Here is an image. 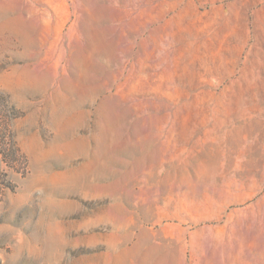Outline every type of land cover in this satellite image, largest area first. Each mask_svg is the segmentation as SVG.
Listing matches in <instances>:
<instances>
[{"label": "rangeland", "instance_id": "obj_1", "mask_svg": "<svg viewBox=\"0 0 264 264\" xmlns=\"http://www.w3.org/2000/svg\"><path fill=\"white\" fill-rule=\"evenodd\" d=\"M0 95V264H206L222 225L263 253L264 0H0Z\"/></svg>", "mask_w": 264, "mask_h": 264}, {"label": "crops", "instance_id": "obj_2", "mask_svg": "<svg viewBox=\"0 0 264 264\" xmlns=\"http://www.w3.org/2000/svg\"><path fill=\"white\" fill-rule=\"evenodd\" d=\"M217 1V0H214ZM214 13L211 16V20L213 22H218V19H222V12L224 15V9L217 7L213 10ZM220 12V16L219 15ZM224 17V16H223ZM215 22V23H216ZM224 25V23H223ZM225 45L222 43L221 49L224 50V57L228 56H237L238 53H242L244 49V44L241 41V47L239 48L238 45ZM240 49V51H239ZM233 50V51H230ZM236 50V52H234ZM236 53V54H235ZM180 230V232H187L185 228L176 227ZM203 229L208 232L206 236L201 237L202 241H200L201 245L205 244L204 255L209 258L206 264H245L246 260L254 256L263 257L264 258V250L263 253L259 252L257 248L253 246H245L243 240H239L238 236H230L224 234V231L228 229V226H204ZM189 237H181L178 238L179 240H173L172 242H166L162 244L163 253L162 256L170 257V256H179L184 257L185 255V247H190L195 249L196 248V239L198 235H193L197 233L195 231H189ZM202 236V235H201ZM204 238V241H203ZM185 241V242H184ZM179 244L180 247L177 248L175 245ZM171 244V245H170ZM173 245V246H172ZM195 255V253H194ZM195 263H199V259L195 256Z\"/></svg>", "mask_w": 264, "mask_h": 264}, {"label": "trees", "instance_id": "obj_3", "mask_svg": "<svg viewBox=\"0 0 264 264\" xmlns=\"http://www.w3.org/2000/svg\"><path fill=\"white\" fill-rule=\"evenodd\" d=\"M11 119L8 115L0 114V145L6 151L5 155L15 154L16 151L13 137L8 129V121L10 122Z\"/></svg>", "mask_w": 264, "mask_h": 264}]
</instances>
